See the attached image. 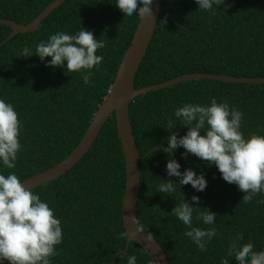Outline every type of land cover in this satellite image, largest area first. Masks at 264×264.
Segmentation results:
<instances>
[{"label":"trees","instance_id":"obj_1","mask_svg":"<svg viewBox=\"0 0 264 264\" xmlns=\"http://www.w3.org/2000/svg\"><path fill=\"white\" fill-rule=\"evenodd\" d=\"M53 0H0V17L20 23L32 21ZM116 0H65L40 25L37 31L18 33L0 48V99L11 103L21 121V150L14 169L0 161V174L15 172L21 182L63 160L80 142L95 114L108 95L126 49L136 31L139 17L124 16ZM231 6H213L198 10L195 0H161L158 25L148 52L136 76V86L159 83L186 72H212L231 75L264 76V0H226ZM103 39L105 47L97 50L104 57L86 85L81 73L63 67H46L35 55V46L51 34L65 31L75 34L81 28ZM12 31L0 24V43ZM27 44L33 55L18 57ZM106 70V71H105ZM227 100L243 113L241 129L245 138L252 132L264 135V83H239L216 79H190L173 86L141 94L131 102L130 119L140 152L167 146L170 131L178 136L187 132L174 116L184 103L210 105ZM172 117L176 128H167ZM169 131V132H168ZM204 134L203 132L201 133ZM184 149L174 154L154 150L140 160L141 186L137 204L140 225L164 247L171 264H220L227 256L229 243L237 233L241 243L252 241L255 251L264 250V193L251 203L235 184L223 180L215 165L194 155L182 158ZM171 155L181 165L180 171L192 168L207 180L204 191L191 185H177L175 193H160L157 186L168 177L166 163ZM125 156L113 115L85 156L58 179L32 188L54 210L62 225V243L56 246L51 264H106L123 250L113 264H127L129 256L136 264H154L146 249L131 241L121 213L126 183ZM193 207L217 213L213 225L195 220L197 227L217 229L207 250L201 252L184 235L186 226L171 215L182 199ZM124 235H121V234ZM126 253V255H125ZM229 264H237L229 257ZM3 264H8L4 261Z\"/></svg>","mask_w":264,"mask_h":264},{"label":"clouds","instance_id":"obj_2","mask_svg":"<svg viewBox=\"0 0 264 264\" xmlns=\"http://www.w3.org/2000/svg\"><path fill=\"white\" fill-rule=\"evenodd\" d=\"M198 10L210 11L213 6L231 5L226 0H195ZM153 0H116L115 6L124 16L137 15L140 19L154 18ZM167 24L165 16L159 21ZM105 47L103 39H97L92 31L81 28L75 34L57 31L51 34L47 41L41 40L35 46V55L43 62L46 57L51 60L46 67H63L66 62L68 72L81 73L83 82L90 84L93 68L101 65L104 57L97 55V50ZM32 49L27 44L18 53V57L32 56ZM106 71V70H105ZM177 121L186 127L187 132L178 136L176 131H168L167 147L162 151L174 153L183 148L182 158L194 155L201 161L215 165L224 181L238 186L245 193L244 203H251L258 194L264 193V135L252 132L245 138L240 131L243 113L234 106L230 108L227 100L217 102L212 98L210 105L184 103L174 111ZM21 121L11 103L0 99V161L7 169L16 167V160L21 150ZM167 128L175 129L176 125L170 116ZM204 133L203 135L201 133ZM160 151L159 147L155 148ZM181 165L169 156L166 163L168 177H177L178 183L171 179L163 180L156 191L160 193H175L177 185H191L197 192L207 187L205 175H199L192 169L180 171ZM192 204H199V197H191ZM264 204V199L257 201ZM182 199L171 210V215L180 220L187 228L184 235L192 240L203 252L218 235L215 227L202 228L194 226L193 219L202 221L204 225H213L217 213L209 209L193 207ZM137 232L144 231L137 217H132ZM121 235H124L123 233ZM63 232L60 219L54 215V210L47 202L41 200L39 194H34L31 188H26L15 172L7 176L0 174V264H51V257L56 256V246L62 243ZM152 240V234H148ZM244 234L237 233L229 243L227 256L220 264H229V257H234L237 264H264V251H255L254 243H241ZM126 255V253H125ZM137 257L129 256L127 264H136Z\"/></svg>","mask_w":264,"mask_h":264},{"label":"water","instance_id":"obj_3","mask_svg":"<svg viewBox=\"0 0 264 264\" xmlns=\"http://www.w3.org/2000/svg\"><path fill=\"white\" fill-rule=\"evenodd\" d=\"M64 1L65 0H53L32 21L26 24L7 17H0V24H7L12 27L10 35L0 43V48L18 33L37 31L40 28L41 22ZM151 7L153 9L154 18H139L136 31L126 49L115 79L109 88L108 95L96 109L89 127L80 142L63 160L59 161L52 167L27 178L22 181V183H24L26 188L32 189L36 186L58 179L65 174L91 149L102 128L114 113L125 156L127 174L121 208L123 225L127 233L125 249L129 248L130 242L133 240L146 249L154 264H171L168 254L162 244L153 235L152 240L148 239V234L150 232L147 229L144 228V231L137 232L136 235H133V232L136 230V225L132 222V217H137L138 219L137 204L141 186L140 160L153 152L156 147L163 149L167 146H156L143 154L140 152L130 119L131 102L141 94L173 86L190 79H216L239 83H264V76L231 75L212 72H186L159 83L137 87L136 76L155 35L161 12V0H153ZM173 156L177 159L174 153ZM122 251V249L119 250L115 254L114 260L107 262L106 264H113L116 262Z\"/></svg>","mask_w":264,"mask_h":264}]
</instances>
